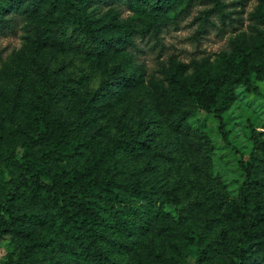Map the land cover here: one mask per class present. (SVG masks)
<instances>
[{
  "label": "rangeland",
  "instance_id": "1",
  "mask_svg": "<svg viewBox=\"0 0 264 264\" xmlns=\"http://www.w3.org/2000/svg\"><path fill=\"white\" fill-rule=\"evenodd\" d=\"M225 1L232 19L217 35L204 32L207 0L179 2L163 20L147 0L130 7L91 0H0L2 6L14 3L31 13L18 36L0 40L6 48L0 57V151L8 134L22 140L44 107L71 132L72 156L66 165H80L92 150H108L130 134L148 142L147 149L132 156L130 169L143 171L160 197L147 208L126 210L140 221L133 232L105 233L101 247L118 264L240 260L244 225L230 212L242 205L243 162L252 154L264 158L259 148L264 77L255 69L264 67V0ZM80 16L93 23L95 34L75 21ZM142 17H157L162 38L155 49L134 54L131 32ZM245 54L255 89L238 83L229 65ZM115 67L137 73L140 82L109 111L98 110L93 94L113 80ZM205 74L221 82L219 102L227 104L221 117L202 109L181 87V82L204 85ZM73 145L85 155L74 152ZM8 169L0 154V203L11 185ZM172 189L179 195L177 205L166 194ZM249 198L250 207L260 204L262 216L247 212L248 244L259 257L253 264H264V183ZM15 214L24 231L0 240V264H89L61 215H50L27 196L17 202ZM202 251L207 257L200 259Z\"/></svg>",
  "mask_w": 264,
  "mask_h": 264
},
{
  "label": "trees",
  "instance_id": "2",
  "mask_svg": "<svg viewBox=\"0 0 264 264\" xmlns=\"http://www.w3.org/2000/svg\"><path fill=\"white\" fill-rule=\"evenodd\" d=\"M91 1L116 7L121 5L130 7L135 4V0ZM147 1L155 3L159 9V17L163 20L166 18V12L175 9L179 2L185 0ZM207 2L210 6L204 17V32L215 30L217 35H222L227 31L229 20L232 19L226 1ZM30 17V11L20 8L17 4L12 3L7 7L0 5V40L18 36ZM75 21L88 32L95 34L93 23L86 17H77ZM140 22L138 28L131 32L133 43L131 51L134 54L145 52V48L155 49L162 38L159 36V30L163 24L157 17L155 19L142 17ZM5 52L6 48L0 45V57H4ZM249 57L245 54L243 60L232 59L229 65L234 73L239 75L238 83L255 89L249 68ZM255 69L264 77V67L256 66ZM112 76V81L104 84L93 94L92 104L98 110L109 111L117 100L140 82L137 73L122 70L120 67L112 70ZM204 76L205 84L202 86L181 82V87L202 109L221 117L227 106L225 101L219 102L221 82L209 74ZM132 136L130 134L128 138L124 136L117 139L115 145L108 150H92L86 155L81 151V146L73 145L74 152L85 155V161L80 165L76 163L66 165L68 158L72 156L68 147L72 135L48 107H44L33 117L30 131L23 135L22 140L16 141L8 134L7 145L1 149L0 154L5 166L9 171L12 170L13 176L10 179L9 191L0 203V240L7 233L24 231V225L15 214V209L17 202L27 196L40 203L50 215L55 213L61 215L64 225L77 235L81 246L80 255L89 264H118L110 260L101 247L102 242L106 240L105 233L122 228L133 232L140 221L137 220V215L128 216L130 208L136 210L139 205H141L139 210L147 208L153 200L160 197L156 190L153 191L148 186L143 171L130 169L134 161L132 156L148 148V142L133 139ZM260 142L259 148L264 152V141ZM123 154H128L126 161L121 159ZM117 155L119 156L116 158ZM119 159L123 161L120 163ZM127 168L129 171H126ZM242 169L246 176L242 186V205L235 207L230 213L235 220L244 225L245 237L240 246V260L232 264H253L259 257L252 253V248L248 244L246 217L250 210L262 216L259 203H254L250 207L249 196L257 193L264 183V158L252 154L243 162ZM166 194L174 199L172 202L176 205L180 202L175 189L167 190ZM30 251L28 248L26 253L29 254ZM205 253L207 254L206 251L200 253V259L207 257Z\"/></svg>",
  "mask_w": 264,
  "mask_h": 264
}]
</instances>
